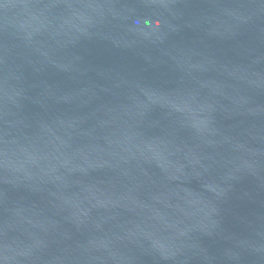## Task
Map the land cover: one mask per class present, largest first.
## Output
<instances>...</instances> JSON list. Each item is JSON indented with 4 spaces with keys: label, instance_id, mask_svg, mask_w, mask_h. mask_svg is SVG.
<instances>
[{
    "label": "water",
    "instance_id": "obj_1",
    "mask_svg": "<svg viewBox=\"0 0 264 264\" xmlns=\"http://www.w3.org/2000/svg\"><path fill=\"white\" fill-rule=\"evenodd\" d=\"M0 264H264V0H0Z\"/></svg>",
    "mask_w": 264,
    "mask_h": 264
}]
</instances>
